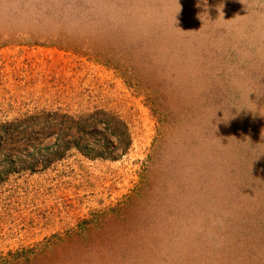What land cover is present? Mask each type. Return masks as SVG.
<instances>
[{
	"label": "rangeland",
	"instance_id": "obj_1",
	"mask_svg": "<svg viewBox=\"0 0 264 264\" xmlns=\"http://www.w3.org/2000/svg\"><path fill=\"white\" fill-rule=\"evenodd\" d=\"M96 109L127 151L1 183L7 264H264V0H0V122Z\"/></svg>",
	"mask_w": 264,
	"mask_h": 264
},
{
	"label": "trees",
	"instance_id": "obj_2",
	"mask_svg": "<svg viewBox=\"0 0 264 264\" xmlns=\"http://www.w3.org/2000/svg\"><path fill=\"white\" fill-rule=\"evenodd\" d=\"M25 120L0 122V184L12 175L47 168L71 148L87 157H116L130 144L126 123L97 109L80 116L51 111L36 131L17 129ZM51 136L52 144L42 145ZM7 262L0 255V264Z\"/></svg>",
	"mask_w": 264,
	"mask_h": 264
}]
</instances>
